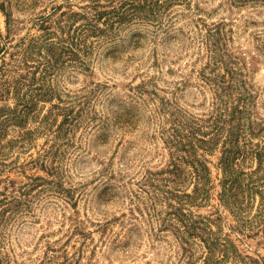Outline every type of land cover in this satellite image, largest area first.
Segmentation results:
<instances>
[{
  "label": "rangeland",
  "instance_id": "374dc122",
  "mask_svg": "<svg viewBox=\"0 0 264 264\" xmlns=\"http://www.w3.org/2000/svg\"><path fill=\"white\" fill-rule=\"evenodd\" d=\"M108 2L0 0V264L183 262L182 241L158 213L167 201L155 199L147 180L170 166L173 122L183 132L195 127L198 138L212 132L198 126L215 114L208 76L225 72L211 69L206 37L215 25L239 69L235 103L242 87L252 94L242 102L231 164L248 173L259 165L264 1L161 0L154 20L114 18L115 25L96 16L121 4ZM197 143L215 188L202 206L189 207L245 264H264L261 196L252 224L241 228L220 201L223 142L211 150ZM194 186L189 179L182 189ZM197 242L202 264L207 250Z\"/></svg>",
  "mask_w": 264,
  "mask_h": 264
},
{
  "label": "trees",
  "instance_id": "16d2710c",
  "mask_svg": "<svg viewBox=\"0 0 264 264\" xmlns=\"http://www.w3.org/2000/svg\"><path fill=\"white\" fill-rule=\"evenodd\" d=\"M93 6L98 8L99 0H93ZM108 3L114 0H107ZM237 1V0H235ZM242 3L248 1L257 2L264 0H238ZM118 8L113 5L112 10H96V16L108 15L111 25H115L114 18L120 20H132V17L154 20L161 11L163 3L161 0H120ZM90 25V24H89ZM206 40L209 44L211 63L214 67L221 66L225 69L223 74L209 75L208 79L216 83L215 114L202 124L199 129L209 127L211 133L209 138H198L195 136V127L191 131L183 132L185 125L180 121L173 122L171 142L174 143L175 151L170 166L160 172L158 176L149 172L147 180L153 187L155 199L166 200L167 210L158 212L163 223L175 228L178 238L182 241L184 255L181 264H198L195 260V252L198 239L204 242L207 254L202 259V264H245L244 258L229 241L222 237L219 231L211 226V220L206 216L195 213L190 205L202 206L205 201L211 199L212 190L215 188L211 178V169L207 164L204 154H199V143L205 144L211 150L217 143L223 142L224 159V181L219 192L220 201L224 209L236 214L237 222L242 228L250 220L254 208L253 200L257 194L261 196V202L257 208L256 216L261 214L264 203V144L256 150L259 165L250 173L238 172L232 163V154L238 149L239 135L243 125L238 122L243 113L242 102H248L251 97L250 87H242L243 91L237 94L241 103H235L234 90L237 85L233 84L239 69L232 54L225 48V36L220 25L208 29ZM264 46V42H263ZM179 126V127H177ZM251 127V126H250ZM251 131L253 129L251 128ZM185 140L187 143H185ZM206 150V151H207ZM189 179H195L192 192L182 189ZM261 209V210H260ZM239 214V215H238ZM248 214V215H247ZM257 220V219H255ZM199 248V247H198ZM229 258V260H228ZM230 261V262H229Z\"/></svg>",
  "mask_w": 264,
  "mask_h": 264
}]
</instances>
